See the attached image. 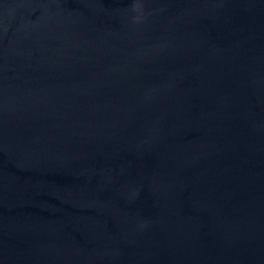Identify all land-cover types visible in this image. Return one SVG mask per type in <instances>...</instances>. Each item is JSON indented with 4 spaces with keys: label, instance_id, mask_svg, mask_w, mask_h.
<instances>
[{
    "label": "water",
    "instance_id": "95a60500",
    "mask_svg": "<svg viewBox=\"0 0 264 264\" xmlns=\"http://www.w3.org/2000/svg\"><path fill=\"white\" fill-rule=\"evenodd\" d=\"M0 264H264V0H0Z\"/></svg>",
    "mask_w": 264,
    "mask_h": 264
},
{
    "label": "clouds",
    "instance_id": "9594fccd",
    "mask_svg": "<svg viewBox=\"0 0 264 264\" xmlns=\"http://www.w3.org/2000/svg\"><path fill=\"white\" fill-rule=\"evenodd\" d=\"M136 8L138 9L139 8V5H137Z\"/></svg>",
    "mask_w": 264,
    "mask_h": 264
}]
</instances>
